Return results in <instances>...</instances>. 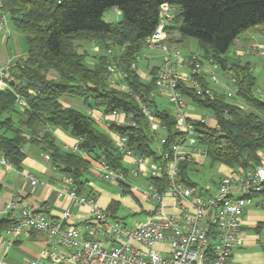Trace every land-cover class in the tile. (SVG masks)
Returning <instances> with one entry per match:
<instances>
[{"label":"trees","instance_id":"1","mask_svg":"<svg viewBox=\"0 0 264 264\" xmlns=\"http://www.w3.org/2000/svg\"><path fill=\"white\" fill-rule=\"evenodd\" d=\"M0 1V12L8 13L13 29L28 44L26 58L2 69L10 88L0 90V152L11 165L20 166L26 144H39L79 193L85 191L84 176L90 165L79 153L103 160L114 170H123L122 153L115 143L90 115L63 106V98L78 99L84 107L99 110L104 116L123 115L124 122L111 121L108 129L117 137H126L127 147L136 156L158 161L161 136L150 129L135 95L148 104L164 129L163 152L183 140L175 128V116L160 109L151 95L160 66L151 69L147 82L139 76L137 65L132 68L138 63L137 57H144L145 41L159 25L163 5L174 9L165 24L166 44L169 46L168 41L175 38H179L177 43L195 39L202 59L217 65L218 72L226 74L231 88L236 89L232 98L225 93L218 95L212 88L216 85L199 74L194 77L198 85L213 93L212 99L203 98L179 81L178 91L195 106L211 111L218 125L217 129L196 125L197 144L206 151L211 164L244 169L259 164L258 153L264 150V99L260 92L256 95L249 63L233 58L230 47L241 33L264 24V0ZM111 9L120 12V22H103L104 12ZM86 44L97 47L98 52L112 46L120 53L112 60L104 54L96 55L94 65L89 67L87 61L92 57ZM108 62H113L122 76L115 85L106 79ZM17 97L26 103L24 109L16 106ZM236 100L243 105L234 103ZM54 127L69 130L79 140V153L56 145L50 133ZM190 169V163H180L178 177L184 185L195 186L189 178ZM157 185L163 187L164 181ZM4 223L8 228L12 225L7 219Z\"/></svg>","mask_w":264,"mask_h":264},{"label":"built area","instance_id":"2","mask_svg":"<svg viewBox=\"0 0 264 264\" xmlns=\"http://www.w3.org/2000/svg\"><path fill=\"white\" fill-rule=\"evenodd\" d=\"M173 11L169 5L162 6L159 25L145 43L148 49L158 50L162 54L151 95H167L174 108L175 128L184 138L180 143L171 144L169 151L163 152L161 145L165 144L166 139L161 137L158 161L133 154L127 147L126 137H117L115 143L119 152L134 160V174L148 177L147 189H134L141 193L144 200L156 202L151 216L145 221L137 222L133 227H127L122 220L112 218L108 211L99 208L91 196L84 192L79 193L71 179L64 177V183L70 187L58 190V196L66 195L88 209L92 219L101 226V234L112 244L107 247L93 238L92 228L82 233L78 226H65L61 221L39 213V206L23 204L21 196L14 195L4 206V218L12 222L7 233L15 238H29L34 232L44 233L48 237L47 248L41 255L51 264H231V254L240 244L241 218L245 209L250 206L264 208V166L260 164L249 169H240V173L236 175L223 176L213 193L196 186H186L178 177L180 163L197 161L198 157L206 155V151L200 146L188 144L193 142L192 135L196 125H206L208 120L207 116L187 118L186 109L188 105L194 104L177 89L181 80L179 68L183 65L190 68L188 81L184 84L192 88L196 96L211 99L212 91L203 90L194 77L203 73L212 85H218L219 68L215 64L204 65L195 56L184 57L177 49L166 44L165 24L172 17ZM7 22L8 13L0 12V28H5ZM93 49L98 51L95 46ZM101 52L110 60L116 55L112 46ZM136 65L133 63L132 68H136ZM106 72V79L110 84H117L122 77L113 62L107 63ZM3 76L0 69V90L10 88ZM235 91L234 88L226 91V97H234ZM260 97L264 99V93ZM134 98L139 103L141 112L147 117L150 129L158 132L160 125L148 104L139 96L135 95ZM16 106L24 109L26 103L17 97ZM74 150L78 151L77 147ZM46 158L49 156L46 155ZM0 164L8 169L12 166L5 156L0 158ZM100 175L104 181L111 183L125 181L121 173L112 170L103 160L100 162ZM25 178L32 185L38 183L30 175H25ZM162 180L164 185L160 187L157 182ZM235 192L239 195L235 196ZM167 198L172 201L169 202ZM170 208L177 209L178 213L168 212ZM68 216L67 211L63 213L64 218ZM162 242L169 244L168 256L162 255L155 248L156 244ZM0 264L6 263L0 261ZM29 264H40V261L33 260Z\"/></svg>","mask_w":264,"mask_h":264},{"label":"crops","instance_id":"3","mask_svg":"<svg viewBox=\"0 0 264 264\" xmlns=\"http://www.w3.org/2000/svg\"><path fill=\"white\" fill-rule=\"evenodd\" d=\"M119 15L121 14L119 13ZM14 39L15 41L17 40L16 37H14ZM175 39L176 40L174 41H168L169 46L172 48L178 49L177 46L179 44L183 45L186 43V41L177 43L179 38ZM8 40L9 38L3 35L0 38V49L2 48L1 50H4L5 52L8 50L6 48L4 49L3 46L7 47L9 42ZM87 46H85V48H87ZM252 46L256 51L261 48L264 49V44L262 43L254 44ZM93 47V45H90V49L87 48L88 52L93 54L89 53L92 57V60L90 58L87 61V65L89 67L94 65V57H96V55H103L102 52L94 50ZM119 53V48H116V54L119 55ZM240 53H242L241 50H236L234 55L241 56ZM231 54L233 55V53ZM26 55L27 53L22 56H18L19 60L26 58ZM188 55L197 56L203 60L200 54L196 55L194 53H190ZM7 61L10 62L12 59L8 56ZM161 61L158 66L150 65V62H147L142 73H140L137 69V72L142 80L146 82L149 81L151 79V69L154 67L158 68ZM206 64H209V62H206ZM189 70L190 68L187 65H183L179 68V75L183 83H187L188 81ZM201 75L205 78L203 73ZM218 75L219 72H217V76ZM220 77L218 76L219 84L212 87L218 95L224 94L226 91L232 89L227 80L228 76H224L223 73L222 77ZM259 92L263 93L261 91ZM153 98L155 99V102L156 98H163L172 105L166 94L154 93ZM187 102H189V100H187ZM61 103L65 107H72L90 115L98 124L99 128L102 129L103 132L110 138V140L116 143L117 136L109 131V123L111 121L119 123L124 122L123 115L116 114L104 116L99 110L84 107L82 105V101L78 99L63 98ZM234 103L240 106L243 105L239 100L234 101ZM171 113L174 115V108ZM186 115L188 119H198L199 117L207 116L208 120L206 126L212 129H216L218 127L214 114L204 108L195 105H188ZM50 133L53 135L56 145L62 150L79 153L74 150L77 147L79 140L74 137L69 130L54 127L50 129ZM157 133L161 137L164 136V129L160 127ZM192 138L193 142L188 145H198L194 134L192 135ZM22 151L24 153V158L19 167L12 165L11 168L8 169L0 164V261L6 264H29L30 261L38 260L40 261V264H51L50 261L44 260L41 255L45 248H47L48 237L44 233L34 232L29 238H15L7 233L9 228L6 223H4V206L12 200L16 194L21 196L23 204H30L36 207L39 206L37 209L39 213L48 216L50 219L61 221L65 226H78L81 228L82 233H86L92 228L94 230L93 238L103 242L107 247H110L112 244L108 243L107 237L101 234V226L92 219L85 206L79 205L66 195L58 196V190H66L70 187V185L64 183V174H62L56 166L52 164L50 158H46V155L48 154L44 148H42L39 144L31 143L26 144ZM79 154L90 163L89 170L84 176V179L86 180L84 193L91 196L99 208L108 211L112 218L122 220L127 227H133L137 222L145 221L151 216L150 213L155 207L156 202L144 200L141 193L134 189H147L149 186V180L147 175L143 176L140 174H134V171H136V165L132 158L122 154L120 163L123 170L119 169L118 171L112 169L124 176L125 181L123 183H126L127 186H129L127 188V186H124L121 183H111L102 179L100 175L101 160H95L90 155L82 152ZM2 156H4V154L0 152V158ZM204 157L207 158L206 155L200 156L197 158V161L188 162L190 163V168L192 169H190L188 173L190 180V172L197 169L200 164V159ZM258 157L259 164L264 166V150L258 153ZM209 164L211 167L215 166L216 172L218 173L216 177L217 181L214 183L215 186L213 188L208 186L205 188L198 187L197 184L191 180L196 187L199 189H207L209 190V193H213L216 190L218 182L223 176L236 175L240 173V169H244L242 167L231 168L222 164ZM25 175L34 177L38 180V183L36 185H32L30 181L25 178ZM133 179H135L137 183H134ZM97 181L109 183L117 188L119 187V190L115 194H112L108 191V189L99 185ZM234 195L237 196L239 194L235 192ZM167 199L169 202L172 201L170 198ZM121 208L129 210L131 212L130 215L140 216L142 218L129 222V219H127L129 218V214L122 218L116 216L117 212ZM66 211L69 213V216L64 218L63 213ZM168 212L175 214L178 213V210L170 208L168 209ZM239 240L240 244L231 254V264H264V208L250 206L245 209L241 218ZM155 248L162 255H169L168 242L158 243Z\"/></svg>","mask_w":264,"mask_h":264},{"label":"rangeland","instance_id":"4","mask_svg":"<svg viewBox=\"0 0 264 264\" xmlns=\"http://www.w3.org/2000/svg\"><path fill=\"white\" fill-rule=\"evenodd\" d=\"M119 13L120 12L116 9L107 10L106 12H104L102 16V20L105 23H118L121 21V15H119ZM2 35L8 37L9 42L7 44V47L3 46V48L4 49L6 48L8 51L5 52L4 50H1L2 48L0 49V69H4L9 65L15 64L16 61L19 60L18 56H22L26 54L28 51V44L25 37L22 34L17 33L12 29L9 19L7 22V26L2 29L0 28V38ZM14 37L17 38L16 41ZM258 43L264 44V24L259 25L255 28L248 29L243 33H241L234 40L232 46L230 47V54L233 53L232 55L233 58L239 59L243 64L249 63L252 69V74L256 80L255 83L256 95H259V91L264 93V49L261 48L256 51L255 48H253L252 46ZM87 48L90 49V45H88ZM177 48L180 51L181 55L184 57L189 56L188 54L190 53H194L196 55L202 54V51L199 49L197 41L193 38H187L186 43H184L183 45L179 44ZM236 50L242 51V53H240L241 56L234 55ZM115 52H116V48H115ZM142 53L144 54V57L138 60L137 63V68L140 73L144 71L147 62H150V65H155V66L159 65L162 57L160 51L144 48ZM8 56L12 59V61L10 62L7 61ZM220 75L222 77L223 73L219 72L218 76L220 77ZM224 76L227 75L224 74ZM156 104L161 109L165 108L170 112H173V106L163 98H156ZM209 161L210 160L205 157L200 159V164L198 165L197 169L193 172H190L191 180L195 182L198 187L205 188L206 186H208L213 188L215 186L214 183L217 181L216 177L218 173L216 172L215 166L214 167L210 166ZM133 181L134 183H137L135 179H133ZM97 182L99 183V185L108 189V191H110L112 194H115L119 190L118 189L119 187L117 188L116 186H113L109 183H105L102 181H97ZM127 214H129L128 215L129 218H127L129 219V222H133L138 220L139 218H142L140 216L130 215L131 212L125 208H121L117 212L116 216L122 218L125 217Z\"/></svg>","mask_w":264,"mask_h":264}]
</instances>
